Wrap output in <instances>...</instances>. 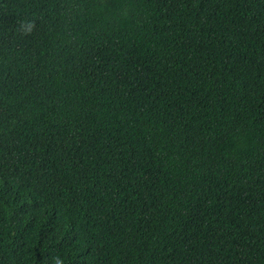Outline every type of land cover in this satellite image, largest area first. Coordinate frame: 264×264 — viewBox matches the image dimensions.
Instances as JSON below:
<instances>
[{
  "label": "trees",
  "instance_id": "obj_1",
  "mask_svg": "<svg viewBox=\"0 0 264 264\" xmlns=\"http://www.w3.org/2000/svg\"><path fill=\"white\" fill-rule=\"evenodd\" d=\"M264 264V0H0V264Z\"/></svg>",
  "mask_w": 264,
  "mask_h": 264
},
{
  "label": "clouds",
  "instance_id": "obj_2",
  "mask_svg": "<svg viewBox=\"0 0 264 264\" xmlns=\"http://www.w3.org/2000/svg\"><path fill=\"white\" fill-rule=\"evenodd\" d=\"M55 264H64V262H63L62 259H60L59 257H57V258L55 259Z\"/></svg>",
  "mask_w": 264,
  "mask_h": 264
}]
</instances>
